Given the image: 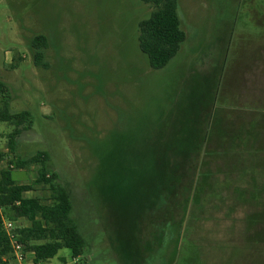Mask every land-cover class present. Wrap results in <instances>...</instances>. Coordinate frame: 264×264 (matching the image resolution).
<instances>
[{"label":"rangeland","instance_id":"1","mask_svg":"<svg viewBox=\"0 0 264 264\" xmlns=\"http://www.w3.org/2000/svg\"><path fill=\"white\" fill-rule=\"evenodd\" d=\"M178 1L187 40L177 57L156 71L139 48V23L150 18L152 5L139 0H0V82L6 89L0 94V110L8 101L11 114L29 112L33 122L32 130L17 138L15 152L9 147L15 128L0 122V172L17 158L48 153V166L71 195L73 218L87 242L79 259L63 249L44 264H120L106 230L113 220L96 197L103 173L96 154L111 152V141L125 137L147 148L149 138L161 134L166 141L180 131L182 125L174 130L180 119L205 118L207 139L190 164L192 169L195 165L193 188L188 194L173 186L179 202L187 194L185 208L179 203V208L153 206L145 211L125 196H113L125 228L138 237L127 264H202L200 252L193 250L200 242L192 229L214 226V213L226 211V179L242 177L241 171L230 169L232 163L247 161L231 148V136L257 121L209 120V102L215 97L232 25L237 19H264V0ZM37 36L48 42L46 69L34 64L32 40ZM187 166L181 185L190 183L192 169ZM37 170H14L13 178L32 184ZM49 195L48 187H36L25 196L45 200ZM160 202L167 200L163 196Z\"/></svg>","mask_w":264,"mask_h":264},{"label":"trees","instance_id":"2","mask_svg":"<svg viewBox=\"0 0 264 264\" xmlns=\"http://www.w3.org/2000/svg\"><path fill=\"white\" fill-rule=\"evenodd\" d=\"M139 1L154 7L150 18L139 23V48L147 56L153 70L165 69L187 40L181 25L179 1ZM47 47L45 36H37L32 40L37 68H48L45 62ZM5 90L4 84L0 82V94H4ZM202 100L200 98V104L204 105ZM9 108V102L5 101L0 110V122L15 128L9 142L10 150L15 152L17 138L32 130L33 122L29 112L11 114ZM200 114L204 113H199L201 117ZM180 122L174 130L182 125L181 130L168 135L166 141L160 134L151 138L153 141L148 139L147 148H140L135 140L125 137L119 142L111 141V152L96 154L103 168L100 191L96 197L105 207L106 215L113 220V226L106 227V230L109 231V240L120 264H127L136 253L138 237L125 228L122 212L114 197L125 196L129 202L141 205L145 211L153 206H163L165 210L173 205V208H179V203L185 208V203L189 202L187 194H182L183 201L179 202L180 195L173 186L183 187L182 191L188 194L192 190L195 165L192 169L190 164L206 141L208 128H204L207 123L205 118H182ZM49 162V154L39 152L29 158L15 159L10 162L9 168L0 172V264H10L12 260V248L3 227V217L13 223H29L28 226H17V231L27 253L34 255V264L48 263L63 249L70 250L73 259L77 260L87 248V242L73 218L71 195L60 185L59 176L50 170ZM185 165L192 169L190 183L181 185L182 173L188 171ZM33 167L38 170L32 184L24 185L14 180V170ZM36 187H48L49 197L43 200L25 196ZM163 196L167 203L160 202Z\"/></svg>","mask_w":264,"mask_h":264},{"label":"crops","instance_id":"3","mask_svg":"<svg viewBox=\"0 0 264 264\" xmlns=\"http://www.w3.org/2000/svg\"><path fill=\"white\" fill-rule=\"evenodd\" d=\"M231 36L214 85L209 118L257 121L231 136L233 151L247 157L244 163H232L230 168L241 171L242 177L226 179L228 206L224 214L215 212L211 217L215 225L192 229L198 242L212 240L208 246L193 245V250L200 252L202 264H264V19H237ZM237 204L246 209H238ZM28 259L34 260V255Z\"/></svg>","mask_w":264,"mask_h":264},{"label":"built area","instance_id":"4","mask_svg":"<svg viewBox=\"0 0 264 264\" xmlns=\"http://www.w3.org/2000/svg\"><path fill=\"white\" fill-rule=\"evenodd\" d=\"M3 227L12 248V260L10 261V264H26L30 254L27 253L25 245L21 242V236L17 231L18 227L15 223L5 219L4 217Z\"/></svg>","mask_w":264,"mask_h":264}]
</instances>
